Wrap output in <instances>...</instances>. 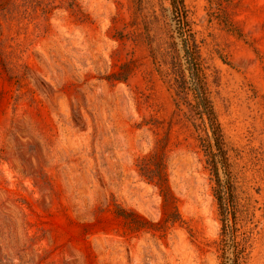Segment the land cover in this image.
Segmentation results:
<instances>
[{
  "label": "rangeland",
  "instance_id": "374dc122",
  "mask_svg": "<svg viewBox=\"0 0 264 264\" xmlns=\"http://www.w3.org/2000/svg\"><path fill=\"white\" fill-rule=\"evenodd\" d=\"M185 5L219 193L164 76L184 53L168 0H0V264H264V0Z\"/></svg>",
  "mask_w": 264,
  "mask_h": 264
},
{
  "label": "trees",
  "instance_id": "16d2710c",
  "mask_svg": "<svg viewBox=\"0 0 264 264\" xmlns=\"http://www.w3.org/2000/svg\"><path fill=\"white\" fill-rule=\"evenodd\" d=\"M168 1L172 7L173 18L178 26L177 29L182 39V50L184 53L180 58H178L179 56L172 58L170 68L164 73V76L174 89L177 97V106L180 108L182 104L187 105L191 112V119H199L205 126L207 139H203V146L207 153L208 162L217 176V193H219L222 185L219 179L218 166L219 163L226 167L228 166V160L223 148L221 124L210 97L199 45L187 22L185 0ZM173 45H175V42ZM142 160L141 168L145 175L156 180L161 189L166 192L168 190V180L165 163L162 160H158L154 163V168H152L149 163L150 159L143 158ZM217 197L221 212L224 214L227 210V205L223 202L220 194ZM125 215L129 217L132 214L128 212Z\"/></svg>",
  "mask_w": 264,
  "mask_h": 264
}]
</instances>
